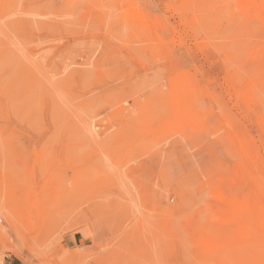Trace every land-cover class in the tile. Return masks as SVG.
<instances>
[{
	"label": "rangeland",
	"instance_id": "obj_1",
	"mask_svg": "<svg viewBox=\"0 0 264 264\" xmlns=\"http://www.w3.org/2000/svg\"><path fill=\"white\" fill-rule=\"evenodd\" d=\"M263 21L0 0V264H264Z\"/></svg>",
	"mask_w": 264,
	"mask_h": 264
},
{
	"label": "bare ground",
	"instance_id": "obj_2",
	"mask_svg": "<svg viewBox=\"0 0 264 264\" xmlns=\"http://www.w3.org/2000/svg\"><path fill=\"white\" fill-rule=\"evenodd\" d=\"M257 2H258V1H257ZM261 6H262V5H261ZM240 7H241V6H240ZM258 7H259V6H258ZM258 7H257V8H258ZM247 8H248V7H247ZM262 11H263V10H262ZM249 14H250V12H249ZM147 19H148V18H147ZM255 20H256V19H255ZM257 20H258V19H257ZM257 20H256V21H257ZM263 22H264V21H263ZM157 25H158V24H157ZM258 25H259V24H258ZM153 27H155V26H153ZM259 28H261V27L259 26ZM260 30H261V29H260ZM263 30H264V29H263ZM145 31H147V30H145ZM261 31H262V30H261ZM143 32H144V31H143ZM142 35H143V34H142ZM144 35H145V34H144ZM146 38H147V36H146ZM148 40H149V39H148ZM149 42H150V41H149ZM122 104H123V103H122ZM240 141H241V140H240ZM254 152H255V151H254ZM242 154H243V153H242ZM247 154H248V153H247ZM232 183L234 184V182H232ZM216 194H217V193H216ZM263 194H264V193H263ZM219 196H220V195H219ZM213 197H214V196H213ZM216 197H217V196H216ZM241 197H242V195H241ZM128 198H129V197H128ZM218 198H219V197H218ZM229 199H230V198H229ZM219 200H220V199H219ZM234 200H235V199H234ZM243 200H244V199H243ZM225 201H228V200H225ZM230 202H231V201H230ZM232 202H233V201H232ZM236 203H237V202H236ZM244 203H245V202H244ZM252 203H253V202H252ZM231 204H232V203H231ZM226 205H227V204H226ZM236 205H237V204H236ZM240 205L242 206V204H240ZM254 206H255V205H254ZM254 206H253V207H254ZM225 207H226V206H225ZM225 207H224V208H225ZM228 207H229V206H228ZM234 207H235V206H234ZM257 207H258V206H257ZM259 207H260V206H259ZM259 207H258V208H259ZM229 208H230V207H229ZM238 208H239V207H238ZM238 208H237V209H238ZM241 209H242V208H241ZM241 209H239V210H241ZM260 209H261V208H260ZM260 209H259V210H260ZM230 210H233V209H230ZM230 210H229V212H227V210H226L227 214L230 213ZM223 211H225V210H223ZM234 211H235V209H234ZM234 211H233V213H234ZM237 211H238V210H237ZM241 212H242V211H241ZM246 212H247V211H246ZM260 212H261V211H260ZM221 213H222V212H221ZM233 213H232V214H233ZM244 213H245V212H244ZM244 213H243V214H244ZM222 214H223V213H222ZM224 214H225V213H224ZM224 214H223V215H224ZM232 214H229V215L231 216ZM235 214H236V213H235ZM235 214H233V215L235 216ZM243 214H241V215L244 216ZM233 215H232V218L234 217ZM247 215H248V213H247ZM217 216H218V214H217ZM225 216H226V215H225ZM255 216H256V214H255ZM258 216H259V214H258ZM261 217H262V216H261ZM218 218H219V217H218ZM220 218H221V217H220ZM245 218H246V217H245ZM258 218H259V217H258ZM262 218H263V217H262ZM225 219H226V218H225ZM247 219H248V218H247ZM256 219H257V217H256ZM259 219H260V218H259ZM259 219H258V220H259ZM241 220H242V219H241ZM245 220H246V219H245ZM248 220H249V219H248ZM243 221H244V219H243ZM233 222H234V221H233ZM256 222H257V221H256ZM215 223L217 224V222H215ZM224 223H225L226 225L228 224V223H226V222H224ZM236 223H237V222H236ZM236 223H235V224H236ZM241 223H242V222H241ZM220 224H221V223H220ZM229 224H230V223H229ZM249 224H250V222H249ZM244 226H245V225H244ZM236 227H237V226H236ZM226 228H227V226H226ZM245 229H246V228H245ZM245 229H243V230H244L243 233H245V235H246V232H245V231H246L248 228H247L246 230H245ZM226 231H227V230H226ZM230 231H232V230H229V231H228V233H227L228 235L232 234V233H230ZM247 231H248V230H247ZM232 232H233V231H232ZM234 232H235V231H234ZM251 232H252V230H251ZM218 233H219V232H218ZM229 233H230V234H229ZM221 234H226V233H224V232L222 233V232H221ZM241 234H242V232H241ZM251 234H252V233H251ZM251 234H250V235H251ZM219 235H220V234H219ZM228 235H227V236L225 235L226 238H228ZM239 235H240V234H239ZM242 235H243V234H242ZM242 235H241V236H242ZM245 235H244L243 237H245ZM250 235H249V236H250ZM223 236H224V235H223ZM223 236H222V239H223ZM225 236H224V237H225ZM246 236H247V235H246ZM232 237H233V234H232ZM231 239H232V238H231ZM240 239H241V238H240ZM260 239H263V238H260ZM226 240H227V239H226ZM232 240H233V239H232ZM241 240H242V239H241ZM233 241H234V240H233ZM256 244H257V243H256ZM255 247H256V246H255ZM224 250H225V249H224Z\"/></svg>",
	"mask_w": 264,
	"mask_h": 264
}]
</instances>
